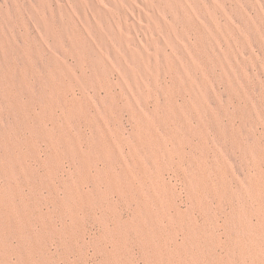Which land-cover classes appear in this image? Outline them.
Wrapping results in <instances>:
<instances>
[{
	"label": "rangeland",
	"instance_id": "rangeland-1",
	"mask_svg": "<svg viewBox=\"0 0 264 264\" xmlns=\"http://www.w3.org/2000/svg\"><path fill=\"white\" fill-rule=\"evenodd\" d=\"M0 264H264V0H0Z\"/></svg>",
	"mask_w": 264,
	"mask_h": 264
},
{
	"label": "bare ground",
	"instance_id": "bare-ground-1",
	"mask_svg": "<svg viewBox=\"0 0 264 264\" xmlns=\"http://www.w3.org/2000/svg\"><path fill=\"white\" fill-rule=\"evenodd\" d=\"M228 8V7H227ZM225 25H227V24H225ZM140 131V130H139Z\"/></svg>",
	"mask_w": 264,
	"mask_h": 264
}]
</instances>
